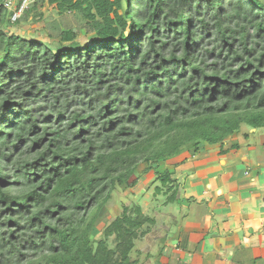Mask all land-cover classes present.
<instances>
[{
	"label": "trees",
	"instance_id": "1",
	"mask_svg": "<svg viewBox=\"0 0 264 264\" xmlns=\"http://www.w3.org/2000/svg\"><path fill=\"white\" fill-rule=\"evenodd\" d=\"M3 1L0 264H136L155 218L132 203L101 230L96 219L150 173L154 197L177 203L194 172L173 177L179 157L223 156L243 127L264 129V5L35 0L11 23Z\"/></svg>",
	"mask_w": 264,
	"mask_h": 264
},
{
	"label": "crops",
	"instance_id": "2",
	"mask_svg": "<svg viewBox=\"0 0 264 264\" xmlns=\"http://www.w3.org/2000/svg\"><path fill=\"white\" fill-rule=\"evenodd\" d=\"M253 132L256 133L255 130ZM257 137L260 138V135L249 136L244 141L249 142L250 139ZM247 147L250 152L247 156L252 153L253 160H256L252 161L254 165L250 170L240 171L233 163L231 164L233 167H228L230 169L225 168L229 163L228 155L237 158L240 163L245 160L251 161L245 159L244 155H239L240 149L219 156L218 160L203 159L204 161L199 163V171L192 167L194 168L192 177H187L182 186L181 210L184 219L189 218L191 214L194 216L201 214L202 222L188 221V226L200 227L192 228L190 231L188 227H182L176 247L171 251L172 256H179L176 262L182 263V259L189 254L185 264H205L204 261L207 264H222L221 252L228 251L229 254H233V248L241 243H244L247 249L254 248V253L262 249L264 252V134L261 145H256L255 141ZM189 197L201 199L199 208L190 206L192 201ZM168 215L174 220V215L170 212ZM200 217H196L198 221L201 220ZM191 239L200 242L209 239V247L206 246V249L200 252L190 250L188 244ZM258 264L262 263L259 261Z\"/></svg>",
	"mask_w": 264,
	"mask_h": 264
},
{
	"label": "rangeland",
	"instance_id": "3",
	"mask_svg": "<svg viewBox=\"0 0 264 264\" xmlns=\"http://www.w3.org/2000/svg\"><path fill=\"white\" fill-rule=\"evenodd\" d=\"M257 1L264 5V0ZM48 11L49 8L47 7V5H44L41 8V12L47 13ZM41 26L42 23H38L35 25L26 24L16 28L15 30L17 33H24L31 37L37 35V32L41 28ZM246 128L247 127H243L241 133L248 131V128ZM241 133L237 136L232 137L230 141L228 140L229 142L227 144H231L233 142H240L239 144L241 145V148L239 155L242 154L244 155L245 159H250L251 161L245 160L242 161L243 163H240L237 158L228 155L227 157L229 159V163L225 166V168H228L235 164L237 166V169L240 171L248 169L250 170L253 168L254 165L252 161L256 162V160H253L254 156L252 153L247 156L250 153L247 145L254 144L255 141L256 145H261L264 129H259L256 131V133L251 134V136L260 135V138L257 137V139H250L249 142L244 141L245 139L244 137H242ZM183 159L186 160L185 164L183 165H178L173 168L172 166L161 164L158 170L160 172H163L166 168H170V170L174 169L175 173L173 177L180 178L182 175L187 174V171H190V168L192 167H196L197 171H199L198 169H200V162L204 161L203 159H206L205 161H210V159L218 160L220 159V157L218 155L217 147H209L205 145L203 147V150L200 151V153L198 154V156L193 157L189 154H184L177 160L181 161ZM142 168V166L138 168V173H141ZM153 179L154 175L150 173L142 177L138 185L133 189L119 190V188H116L111 194V197L106 202L104 209L100 212L99 216L97 217L95 226L98 230H101L107 223H109L121 214L125 205L136 203L141 207L142 212L144 214L149 217L155 218L156 222L150 227L148 234L136 241L135 247L131 253V259L135 260L136 264H185L189 254H186L185 258L182 259V263H178L176 261L179 259V256H172V248L176 247L178 235L180 231H182V227H188V231L195 227L200 228L199 226H188L187 222H202V215L199 214L194 216L193 214H191L189 218L184 219L183 212L181 210V203L183 202V198H179V201L177 203L164 206V196L154 197L153 190L157 183L154 184ZM189 200L192 201V204H190L191 207L194 206L195 209L199 208L198 205L201 199L196 200V198L189 197ZM168 212L174 215V220L173 218L169 217ZM192 213H194V211ZM197 216L200 217V221H198V218H196ZM99 237L100 234H97L95 239ZM241 239L243 240L244 238L241 237ZM191 240L192 241L188 244V248L190 250H197L200 252L206 249V246L209 247V239H206L205 241L201 242L195 239ZM233 249V254H229L228 251H226L225 253L221 252L223 257L222 264H258L259 261L264 264L263 249L262 251L259 250V252L254 253V248L247 249L245 248L244 243L236 245V247ZM204 263L207 264L205 261Z\"/></svg>",
	"mask_w": 264,
	"mask_h": 264
},
{
	"label": "built area",
	"instance_id": "4",
	"mask_svg": "<svg viewBox=\"0 0 264 264\" xmlns=\"http://www.w3.org/2000/svg\"><path fill=\"white\" fill-rule=\"evenodd\" d=\"M35 0H22L20 4L16 5V0H4L2 7L10 11L12 14L10 16V22H16L21 14L28 8L29 4Z\"/></svg>",
	"mask_w": 264,
	"mask_h": 264
},
{
	"label": "water",
	"instance_id": "5",
	"mask_svg": "<svg viewBox=\"0 0 264 264\" xmlns=\"http://www.w3.org/2000/svg\"><path fill=\"white\" fill-rule=\"evenodd\" d=\"M96 248H97V243L94 244L93 252L96 251Z\"/></svg>",
	"mask_w": 264,
	"mask_h": 264
}]
</instances>
